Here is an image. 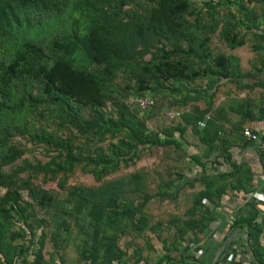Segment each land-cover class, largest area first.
<instances>
[{
  "label": "rangeland",
  "instance_id": "rangeland-1",
  "mask_svg": "<svg viewBox=\"0 0 264 264\" xmlns=\"http://www.w3.org/2000/svg\"><path fill=\"white\" fill-rule=\"evenodd\" d=\"M208 1L0 0V264H132L143 246L156 250L176 224L166 190L190 169L185 144L200 146L231 93L213 91L216 76L200 65L243 74L235 52L264 60V33L237 23L264 29V0ZM98 26L120 43L106 59L89 41ZM31 60L91 72L103 95L69 97L68 110L41 77L13 78L10 67ZM22 97L34 101L20 106ZM145 99L154 102L143 107ZM122 120L156 142L140 145L129 127L110 124Z\"/></svg>",
  "mask_w": 264,
  "mask_h": 264
},
{
  "label": "crops",
  "instance_id": "crops-1",
  "mask_svg": "<svg viewBox=\"0 0 264 264\" xmlns=\"http://www.w3.org/2000/svg\"><path fill=\"white\" fill-rule=\"evenodd\" d=\"M258 31L263 34V27ZM260 49L264 52V44ZM235 53L243 72L264 82V60L259 62L253 52L244 62L243 54ZM229 82L219 87V91L231 87V93L218 100L214 122L210 117L205 133L199 136L200 146L185 144L191 161L188 173L166 190L174 197L176 224L170 221L168 234L153 241L156 250L143 246L141 260L132 264H264V83L254 84L256 80L250 79H246L250 85ZM246 128L260 140L247 137ZM191 154L201 158L205 170ZM228 238L230 242L215 260ZM107 263L69 258L55 262Z\"/></svg>",
  "mask_w": 264,
  "mask_h": 264
},
{
  "label": "trees",
  "instance_id": "trees-1",
  "mask_svg": "<svg viewBox=\"0 0 264 264\" xmlns=\"http://www.w3.org/2000/svg\"><path fill=\"white\" fill-rule=\"evenodd\" d=\"M205 4L213 9L216 5L219 4V2H216L215 0H209L208 2H205ZM1 12L5 13V15H8L5 8H2ZM4 17L7 18L3 14L2 19H4ZM237 21H238L237 23L239 25H242L246 31H258L262 29V23L256 19L249 20L244 18L243 20L241 17L240 18L238 17ZM101 31H102V27L100 29V26H98L97 29L93 30V33L89 37V41L93 49L97 52V56L100 57L101 53L103 52L102 59H106L112 55H115L112 52L114 51L116 46H119L118 44L120 43L118 41H114V40L112 41L109 40V38H105L104 34ZM111 31H112L111 28H109L108 32L111 33V36L109 35V37H113L116 40H120L118 36ZM97 33L100 34L99 37L101 39V44H102L101 49H103L104 51L101 50L95 42ZM177 53L185 54V55H194L197 58H200V56L192 49L189 50L180 49L177 51ZM21 65L22 67L19 66L10 67V73H12L14 79H16L18 82H21L22 80H24L25 76L27 77L31 76L35 78L41 77L45 83V91L47 93L56 91L57 100H59V102L62 103L63 107L67 108L68 110H71L72 108L69 102L70 100L69 97L76 96L82 99L88 98L89 100H94L97 95L98 96L103 95L101 94L102 82L95 74L91 72L77 70L73 68L71 65H69L65 60H61L51 67L39 65L38 62H33L32 60L25 62L24 65L23 64ZM200 70L203 74H211L216 76V82L214 84L213 91H217L218 88L223 83H227L229 81H236L239 85H250L249 82L248 83L246 82V79L256 80L254 84H256L257 82L264 83L261 79L256 78V76L252 74H248V75L242 73L232 74L226 71L225 69L220 71L207 70L202 68L201 65H200ZM25 99L32 102L34 101L33 98L30 97L29 98L22 97L19 102L20 106L24 104ZM110 124L113 125L114 128L116 129H120L122 126L129 127L137 137L140 145H151L152 142L153 143L156 142V138L148 137L143 132H139L133 126L132 123L127 122L125 120H122L121 122L111 121ZM73 125L77 126L78 122H73ZM174 143L178 147L182 145L181 141H176ZM190 157L197 165L201 166L205 170L206 164L201 161V158L197 154H191ZM12 199L16 201L17 197L11 198L10 196H8L7 198H5V201L10 203ZM192 258H194L196 261H200L199 258L195 257L194 255H192ZM167 259H170V257H168Z\"/></svg>",
  "mask_w": 264,
  "mask_h": 264
},
{
  "label": "built area",
  "instance_id": "built-area-1",
  "mask_svg": "<svg viewBox=\"0 0 264 264\" xmlns=\"http://www.w3.org/2000/svg\"><path fill=\"white\" fill-rule=\"evenodd\" d=\"M153 102H154L153 100L145 99V100H142V101H141V104H142L143 107H146V106H150V105H152ZM178 114H179V113H176V114H174V116H175V115H178ZM201 125H204V123L201 122ZM244 134H245L247 137H249L250 139L254 140V141H259V140H260V139H259V136H258L256 133H254L253 131H251L249 128L244 129ZM114 263L116 264L117 261L114 262Z\"/></svg>",
  "mask_w": 264,
  "mask_h": 264
},
{
  "label": "water",
  "instance_id": "water-1",
  "mask_svg": "<svg viewBox=\"0 0 264 264\" xmlns=\"http://www.w3.org/2000/svg\"><path fill=\"white\" fill-rule=\"evenodd\" d=\"M231 238L226 239V241H224V243L221 245V247L219 248L216 258L215 260H218L219 257L221 256V254L223 253L224 249L226 248V246L228 245V243L230 242ZM211 264H215V262H212Z\"/></svg>",
  "mask_w": 264,
  "mask_h": 264
}]
</instances>
